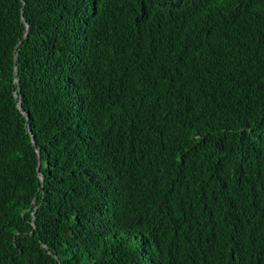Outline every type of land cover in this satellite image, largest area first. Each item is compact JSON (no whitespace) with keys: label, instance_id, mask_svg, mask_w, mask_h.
Masks as SVG:
<instances>
[{"label":"trees","instance_id":"1","mask_svg":"<svg viewBox=\"0 0 264 264\" xmlns=\"http://www.w3.org/2000/svg\"><path fill=\"white\" fill-rule=\"evenodd\" d=\"M0 264H264V0H0Z\"/></svg>","mask_w":264,"mask_h":264},{"label":"water","instance_id":"2","mask_svg":"<svg viewBox=\"0 0 264 264\" xmlns=\"http://www.w3.org/2000/svg\"><path fill=\"white\" fill-rule=\"evenodd\" d=\"M26 26L28 27V24L26 23ZM15 60H16V58H15ZM15 73L17 74V69L15 68ZM17 83L19 84V79L17 78ZM18 92H20V90H19V87H18ZM18 107H19V109L21 110V112L26 116V119H27V121L29 120V114H28V112H26L22 107H21V105L19 104L18 105ZM30 128V127H29ZM32 144L35 146V141H34V137H33V135H32ZM39 161H40V156H39V152H38V167H37V172H38V175H39V178H40V180L42 181L43 180V176H42V174L39 172ZM34 211H35V209H33V212H32V214L34 213ZM33 225L35 226V221H33Z\"/></svg>","mask_w":264,"mask_h":264}]
</instances>
